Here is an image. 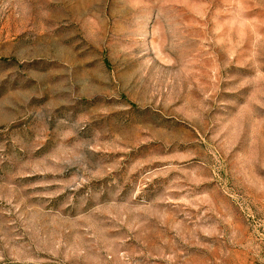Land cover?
Masks as SVG:
<instances>
[{
    "label": "rangeland",
    "instance_id": "1",
    "mask_svg": "<svg viewBox=\"0 0 264 264\" xmlns=\"http://www.w3.org/2000/svg\"><path fill=\"white\" fill-rule=\"evenodd\" d=\"M0 264H264V0H0Z\"/></svg>",
    "mask_w": 264,
    "mask_h": 264
}]
</instances>
